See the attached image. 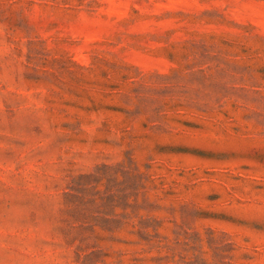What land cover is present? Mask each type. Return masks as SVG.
Listing matches in <instances>:
<instances>
[{
	"label": "rangeland",
	"instance_id": "1",
	"mask_svg": "<svg viewBox=\"0 0 264 264\" xmlns=\"http://www.w3.org/2000/svg\"><path fill=\"white\" fill-rule=\"evenodd\" d=\"M0 264H264V0H0Z\"/></svg>",
	"mask_w": 264,
	"mask_h": 264
}]
</instances>
